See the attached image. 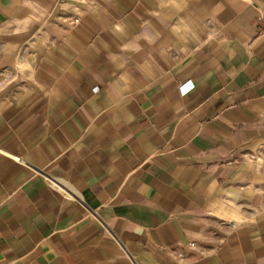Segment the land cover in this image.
Segmentation results:
<instances>
[{"label": "crops", "instance_id": "1", "mask_svg": "<svg viewBox=\"0 0 264 264\" xmlns=\"http://www.w3.org/2000/svg\"><path fill=\"white\" fill-rule=\"evenodd\" d=\"M261 15L0 0V264H264Z\"/></svg>", "mask_w": 264, "mask_h": 264}, {"label": "rangeland", "instance_id": "2", "mask_svg": "<svg viewBox=\"0 0 264 264\" xmlns=\"http://www.w3.org/2000/svg\"><path fill=\"white\" fill-rule=\"evenodd\" d=\"M254 160L257 161L259 168L264 171V148L255 152Z\"/></svg>", "mask_w": 264, "mask_h": 264}, {"label": "built area", "instance_id": "3", "mask_svg": "<svg viewBox=\"0 0 264 264\" xmlns=\"http://www.w3.org/2000/svg\"><path fill=\"white\" fill-rule=\"evenodd\" d=\"M260 20L262 21V22H264V15H261L260 16ZM74 21H77V19H75ZM195 246H196V244H195V242H193V241H191V242H189L188 243V247H190V248H195ZM176 257L179 259V260H185L186 259V256H185V253H183L182 251H176Z\"/></svg>", "mask_w": 264, "mask_h": 264}]
</instances>
